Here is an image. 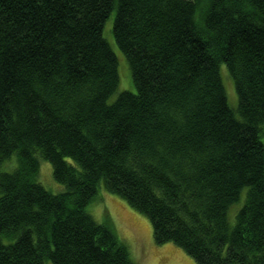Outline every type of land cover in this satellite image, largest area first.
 Returning a JSON list of instances; mask_svg holds the SVG:
<instances>
[{"label":"trees","instance_id":"1","mask_svg":"<svg viewBox=\"0 0 264 264\" xmlns=\"http://www.w3.org/2000/svg\"><path fill=\"white\" fill-rule=\"evenodd\" d=\"M102 188L197 264H264V0H0V264H138Z\"/></svg>","mask_w":264,"mask_h":264},{"label":"rangeland","instance_id":"2","mask_svg":"<svg viewBox=\"0 0 264 264\" xmlns=\"http://www.w3.org/2000/svg\"><path fill=\"white\" fill-rule=\"evenodd\" d=\"M104 35L119 58L120 84L115 93L109 98L110 101H113L120 91L132 89L134 85L128 61L119 50L114 38L112 16L105 22ZM221 73L229 103L236 110L238 105L237 93L234 80L226 64L221 65ZM38 179L54 193L65 189L64 184L55 179L52 163L42 157H40ZM245 192L241 198L240 206L244 202ZM239 207L234 205L229 211V219L232 224L235 222ZM88 210L98 221H104L107 217L112 222L117 234L128 246L133 260L138 264H197L192 256L176 243L172 241L157 243L154 240L153 229L148 216L133 208L125 198L116 193L102 188L97 199L89 204ZM45 264H53V262L49 259L46 260Z\"/></svg>","mask_w":264,"mask_h":264}]
</instances>
